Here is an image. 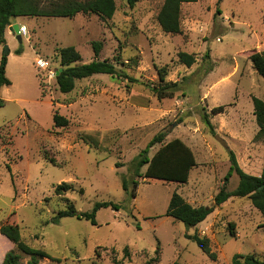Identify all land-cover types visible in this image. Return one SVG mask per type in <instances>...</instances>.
<instances>
[{"label": "rangeland", "instance_id": "obj_1", "mask_svg": "<svg viewBox=\"0 0 264 264\" xmlns=\"http://www.w3.org/2000/svg\"><path fill=\"white\" fill-rule=\"evenodd\" d=\"M163 1L140 0L129 7L127 0H113L115 12L105 21L81 14L21 17L4 32L0 58L7 56L10 85L0 90V224L16 225L26 245L45 252L47 259L39 264H112L113 258L122 259L125 247L129 262L123 264L155 258L159 262L152 264H230L236 254L264 260V219L247 198L228 199L195 228L165 217L173 193L193 207L213 205L229 169V152L244 173H261L264 140H254L258 128L251 98L264 102V79L249 56L264 55V0L183 4L179 35L165 34L157 24ZM50 2L62 0L41 5ZM14 24L19 35L10 28ZM94 41L102 45L98 60H108L137 82L93 75L62 94L35 67L41 58L58 70L57 50L69 46L87 64L94 59ZM178 53L193 55L195 63L187 68ZM161 67L167 68L166 82L179 83L173 98L158 100L149 91ZM217 107L223 111L211 114ZM55 112L69 121L67 128L53 126ZM159 133L166 135L162 145L183 142L196 166L184 185L135 178L132 199L120 178L129 177L131 161ZM159 147L150 148L148 157ZM62 183L71 190L55 195ZM236 184L232 176L227 190ZM101 202L120 208L97 210L95 225L74 217L50 223L70 204L87 213ZM194 233L208 240L216 262L185 237ZM10 251L14 245L0 235V264ZM28 261L21 254L18 264Z\"/></svg>", "mask_w": 264, "mask_h": 264}, {"label": "trees", "instance_id": "obj_2", "mask_svg": "<svg viewBox=\"0 0 264 264\" xmlns=\"http://www.w3.org/2000/svg\"><path fill=\"white\" fill-rule=\"evenodd\" d=\"M140 0H127L129 7H133ZM197 0H164L157 14L156 21L165 34H181V6L183 4L195 3ZM221 0H218L220 2ZM42 0H0V46L5 43L4 32L10 26L12 19L21 17L27 18H68L72 19L76 15H95L100 20H110L115 12L113 0H86L78 2L76 0H62L61 3L50 2L48 7L41 5ZM219 14V10L216 11ZM102 45L100 42H92L91 50L93 60L87 64H81L80 55L74 47L69 46L57 50V59L61 72L56 77L57 89L62 94L70 93L75 86L76 81L87 79L93 75H107L111 78H122L128 83H135L136 80L130 78L127 74L117 71L115 65L108 60H98ZM18 54V52H16ZM207 58V55L205 56ZM7 56L0 58V90L10 85L5 76ZM178 61L190 68L195 63L193 55L186 53L177 54ZM249 61L255 73L264 79V55L253 53L249 56ZM58 71V70H57ZM210 71V69H208ZM157 84H150L149 91L158 99L173 98L179 91V83L166 82L167 68L156 69ZM253 107V116L258 128L254 140H264V102L256 97L251 98ZM3 101L0 100V107ZM223 111V107H217L211 110V114H218ZM53 126L55 128H67L69 121L60 116L57 112L53 114ZM202 121L212 132V126L209 122L208 114H202ZM164 133L154 136L146 147L131 161L129 177L120 178L121 189L130 198H135V188L138 183L135 178L157 180L163 183H173L184 185L188 182L190 171L196 166L195 159L188 147L178 139L167 142L162 145L165 139ZM155 145H160L155 154L149 158L148 151ZM53 162V161H51ZM229 169L223 178L222 186L213 198L211 207H193L188 204L181 196L173 193L170 197L165 217L171 218L176 222L182 223L186 228H195L213 212L215 207L225 203L230 198H247L253 208L257 210L264 219V159L261 173L258 176H251L244 173L238 166L235 156L229 152ZM146 167L143 173L141 169ZM235 176L237 184L231 191L227 190L229 179ZM131 183L132 190H128ZM71 186L65 183L57 185L54 189L55 195H62L70 191ZM101 208H110L118 211L120 205L112 202L95 203L92 210L87 213H77L73 205H68L63 211H59L50 221L56 225L62 218H76L85 220L95 225V213ZM264 230V224L261 226ZM0 235L14 245L15 251L5 254L1 264H18L21 254L28 256V264H39V260L47 259V255L42 250H37L26 245L20 236L16 225L0 224ZM233 236V235H232ZM185 237L194 242L197 247L211 261L216 262V255L210 249L209 242L205 238L199 237L196 233L185 235ZM157 252V250H156ZM155 252V253H156ZM96 258L99 254L96 252ZM129 262L128 248L123 249V257L120 261L112 259V264H123V261ZM159 259H150L145 264L158 263ZM93 264H99L94 262ZM172 264H181L173 262ZM230 264H264L252 254L239 255L232 257Z\"/></svg>", "mask_w": 264, "mask_h": 264}, {"label": "built area", "instance_id": "obj_3", "mask_svg": "<svg viewBox=\"0 0 264 264\" xmlns=\"http://www.w3.org/2000/svg\"><path fill=\"white\" fill-rule=\"evenodd\" d=\"M20 30L22 31V28ZM35 67L38 70L45 72L46 80H56L57 68L52 67L51 62L45 59L38 58L35 61Z\"/></svg>", "mask_w": 264, "mask_h": 264}, {"label": "water", "instance_id": "obj_4", "mask_svg": "<svg viewBox=\"0 0 264 264\" xmlns=\"http://www.w3.org/2000/svg\"><path fill=\"white\" fill-rule=\"evenodd\" d=\"M11 30L16 34V35H19V27L18 25L14 24L12 25L11 27ZM61 72V69L59 68L58 71H57V74H56V77L58 76V74ZM220 144L225 147V143L223 141H220Z\"/></svg>", "mask_w": 264, "mask_h": 264}, {"label": "bare ground", "instance_id": "obj_5", "mask_svg": "<svg viewBox=\"0 0 264 264\" xmlns=\"http://www.w3.org/2000/svg\"><path fill=\"white\" fill-rule=\"evenodd\" d=\"M22 31H25V29L22 27Z\"/></svg>", "mask_w": 264, "mask_h": 264}, {"label": "crops", "instance_id": "obj_6", "mask_svg": "<svg viewBox=\"0 0 264 264\" xmlns=\"http://www.w3.org/2000/svg\"><path fill=\"white\" fill-rule=\"evenodd\" d=\"M205 220H206V219H205ZM202 223H203V222H202ZM202 223H200V224H202ZM200 224H199V225H200ZM199 225H198V226H199Z\"/></svg>", "mask_w": 264, "mask_h": 264}]
</instances>
